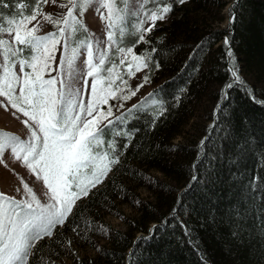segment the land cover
Returning a JSON list of instances; mask_svg holds the SVG:
<instances>
[{"label":"trees","instance_id":"16d2710c","mask_svg":"<svg viewBox=\"0 0 264 264\" xmlns=\"http://www.w3.org/2000/svg\"><path fill=\"white\" fill-rule=\"evenodd\" d=\"M226 13L236 16L231 24ZM226 36L241 79L255 96L234 87L227 108L214 117L218 101L224 103L221 87L231 67ZM147 38L158 49L155 59L160 62L158 71L146 73L153 83L148 93L157 94L153 101H165L167 111L154 119L159 108L150 101L139 119H130L127 127L139 131L124 151L122 166L77 202L84 238L69 224L58 227L52 239L38 242L44 259L37 264H261L264 183L258 180L250 188L249 182L253 176L264 177V0H189L174 7ZM201 41L203 48L193 52ZM146 47L141 44L136 52ZM137 187L151 197H141ZM119 203L135 214L126 217ZM105 214L120 217L125 229L111 227ZM88 224L105 230L89 231ZM70 235L95 255L76 258L68 253ZM64 256L72 262L63 261Z\"/></svg>","mask_w":264,"mask_h":264},{"label":"snow or ice","instance_id":"6c2138e0","mask_svg":"<svg viewBox=\"0 0 264 264\" xmlns=\"http://www.w3.org/2000/svg\"><path fill=\"white\" fill-rule=\"evenodd\" d=\"M188 2L67 0L57 5V0H0V107L14 110V116L22 114L26 129L24 137L0 132V164L8 167L7 160L22 162L46 186L43 200L23 177L22 190L16 189L20 199L0 192V264L42 262L38 242L46 237L52 239L54 231L66 224L84 238L85 225L79 220L81 210L77 201L89 197L110 173L122 166L124 151L139 131L127 127L130 119H139L150 101L159 108L154 119L167 111L162 107L165 101L158 97L152 100L155 92L118 116H114L109 102H120L116 106L120 111L124 102L150 82V75L145 74L134 88L129 84L138 73L160 68L155 59L158 49L151 47L153 42L147 37L158 22L169 18L174 7ZM50 3L65 11L43 12V7ZM93 6L105 22L106 39L88 34L83 23L85 11ZM10 7L14 12L2 11ZM232 11L235 12V5ZM38 17L55 30L38 34L39 23L32 24ZM235 19V15H230V24ZM141 44L148 47L138 54L136 49ZM223 44L231 67L227 68L229 79L221 87L219 99L224 103L218 101L214 117L225 111L234 87L242 86L245 92H251L250 98L255 96L254 89L241 79L230 37L226 36ZM203 46L201 41L193 52ZM192 58L190 54L189 59ZM204 143L202 140L201 144ZM258 180L264 183V177L253 176L249 187L257 185ZM254 190L258 191V186ZM86 227L89 231L105 230L99 224ZM261 227L264 229V225ZM56 242L64 246L59 235ZM67 243L70 246L72 241Z\"/></svg>","mask_w":264,"mask_h":264},{"label":"rangeland","instance_id":"374dc122","mask_svg":"<svg viewBox=\"0 0 264 264\" xmlns=\"http://www.w3.org/2000/svg\"><path fill=\"white\" fill-rule=\"evenodd\" d=\"M67 0H57V5L60 3H66ZM65 11L64 9H59L58 7L48 4L43 7V12L45 13H53V12H62ZM227 20L229 21V15L226 13ZM83 23L88 28V34H94L96 37H99L101 39H106V32L107 28L105 25V22L101 20L100 15L95 11V6L85 11L84 16L82 17ZM40 25V31L38 34L43 35L47 34L50 31H54V27L44 21L42 17H38L37 21H33L32 24ZM32 24L29 25V27L32 26ZM147 27V25H145ZM57 55V61L59 60V53ZM55 67V65H54ZM146 74V72L138 73L137 77L134 79H131L129 81V84L134 88L135 85L142 81V77ZM52 75H55V72L52 73ZM153 87V83L150 81L148 84L145 85L144 88H142L135 97H133L131 100L124 102V109H121L120 111L116 110V106L120 103L118 101H110V105H113V114L114 116H118L121 114L122 111H124L127 108H130L132 105H134L138 100H140L144 95H146L151 88ZM108 106H104L106 109ZM14 110L10 109L8 111H5L3 107H0V132L7 131L14 133L16 135H19L21 137H24L26 135V129L21 122L24 117L22 114L17 113L15 116L13 115ZM19 116L20 119H17L16 117ZM6 153V157H7ZM8 167H5L3 164H0V192L5 193L8 196H14L16 199L21 198V194H18L16 192L17 188H21L22 185L20 182V178L23 177L24 181L29 183V186L33 188V191L37 194L39 198L43 200V191H46V186L43 185L42 181L36 180L35 176L32 175L28 169L23 167L22 162H16L14 160H7ZM150 173L152 175H155L157 177H161V173H159L156 170H151ZM136 191L140 194L143 198L151 197L150 193L143 187H137ZM78 202V201H77ZM119 207L121 211H123L124 215L126 217L134 215L135 211L124 203H119ZM104 220L107 224H109L111 227H114L119 230H124L126 225L124 221L118 217L114 216L112 214H105ZM72 241L71 245L68 248V253L71 255H74L76 258L81 257H88L91 258L95 255V250L91 248L90 246H87L82 240L77 238L74 235H70L68 237V241ZM105 241L103 238H101L100 243H104ZM66 263L72 262L71 258H66L64 256L63 258ZM264 264V255L262 257V263Z\"/></svg>","mask_w":264,"mask_h":264}]
</instances>
